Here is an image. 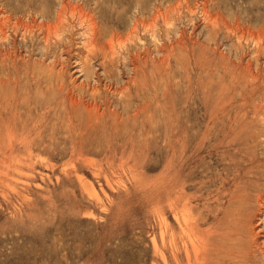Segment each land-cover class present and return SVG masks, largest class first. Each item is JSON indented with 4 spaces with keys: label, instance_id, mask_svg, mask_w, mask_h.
Returning a JSON list of instances; mask_svg holds the SVG:
<instances>
[{
    "label": "rangeland",
    "instance_id": "374dc122",
    "mask_svg": "<svg viewBox=\"0 0 264 264\" xmlns=\"http://www.w3.org/2000/svg\"><path fill=\"white\" fill-rule=\"evenodd\" d=\"M67 1H70V5L76 3V6L80 5V7H82L85 11L89 10L87 12H90L100 30V34L98 36L99 42H102L103 40L107 41L109 33L113 32L114 37L112 41V47L114 50L118 47V53L117 50H115L117 53L116 55L118 56L119 54L120 56L122 54L121 57L124 56V59L120 58L117 62L116 58V65H114L113 68L108 66L106 70H108L107 74H111L113 72L115 73L111 74L113 76L112 78L114 79L110 81H113V87H117L115 84H119L118 87H121L120 90L122 91V95L117 94V92L113 95L112 88L106 89L105 85L108 84V80L104 79L102 73H100L101 65L98 68L100 64L98 60L92 59L89 61H92L91 63L93 65L91 64L92 66H89L91 68L88 67V69L86 67L84 70L85 75L84 72L83 74H80L75 71L77 70L75 69L77 61L81 62L83 60L81 57L84 58V56L86 57L87 54H89L88 52L84 53L86 48L81 43L83 39L85 40V36H83V31L81 30L83 26L75 22V16H72L71 18V15H69L68 12L65 14V20L68 22H65L67 26H65L66 28H63L64 31H62V35L64 34L68 37V39H66V37L63 35L61 37H64V39L62 38L60 41L58 38L57 40L56 38H52L48 42L44 41V38L42 37L44 31L42 28H40L42 30H39V26L37 24H41L40 22L44 20H47L46 22L49 23L54 20L53 16L56 13L55 11H57L59 8L57 6L60 5V0H0V10L3 8L2 6H4V10H2L6 15H10L11 22H15L17 20L15 18H18L17 21H24L31 25V30L25 32L24 28H22L20 24H17L18 26L7 24L5 30L7 31L6 33L8 35V39L1 38L0 41V49L3 50L0 52H5L6 54L11 53V51H16V53L13 54L16 55L17 58V60L14 58V61L11 63L8 62V58L0 55V58L3 57L0 59V73H5L3 77L0 74V79L2 78V81H0V101H3V108L0 116L2 115L3 127L8 129L9 132H15L6 136L0 141V172H3V175L0 174V180L4 181V183H0L2 184L0 185V264H160V259H158L157 255L153 253L152 242L149 237H152L153 235L156 242L159 243L157 234L158 225H156V223L158 224V214H155V212L158 213L159 209V196L158 192L156 191V187L158 186V181L162 174L165 158H168L167 155L170 152L166 145L164 136V133H166L168 130V126L169 129L182 128L187 130L185 131L186 134L183 136L188 138L191 137L195 142L202 139L203 134L206 135L204 144L208 145L204 146L205 150L201 152L199 157L203 164L206 162V164L210 165L211 162V166H213V162L218 160L217 153L213 151L211 152L210 148L212 146L218 145L223 147L222 150L224 152V156H231L235 158L239 157L241 159H256L259 161L264 160V147H262L264 146V133H262L264 132V82H261L264 81V27L261 25L264 23V0H63L65 5L68 4ZM184 4L185 6H183ZM144 6L145 9H142ZM39 8L45 10L46 17L43 18L44 20L37 18L34 13H27V11L31 12L32 9L40 10ZM46 8L49 12V15ZM124 8L127 9L125 10ZM132 8H134V10ZM177 9H179V11ZM184 9H187V11ZM140 10H142V12ZM158 10H160V12ZM156 11L157 13H155ZM181 11H183V13ZM204 11L206 17L204 16ZM176 12L178 14L175 15ZM152 13L154 15H152ZM164 14L165 16H163ZM26 15L34 16L37 19L36 22L34 21L33 23V21H30V16L29 20ZM131 16L136 19H133ZM151 17L153 19H150ZM137 18H139V20L142 19V21H138ZM164 19L165 21L168 20V24L164 21ZM211 19L213 20L211 21ZM135 20L137 22V34L135 32L132 33V24L130 23H133ZM51 23H53V21ZM226 23L230 25V28L228 25H225ZM70 24L73 26H69ZM142 24L144 25L143 28L145 29L147 26H149L147 27V32L142 29ZM102 25L104 26V29H102ZM234 25L239 26L240 30L238 29V26L236 29H238L239 32L241 31L242 37L240 36L238 38L236 36L239 32L236 29L234 31ZM154 26L155 28L153 29ZM227 26L230 30V33L233 32L231 35L229 32L227 34V31H225ZM32 27L35 28V32L38 30V33L36 32L35 34L34 29L32 32ZM139 29L143 30V32L141 30V32H139ZM211 29L214 32H212ZM250 30L253 31V34L252 31L250 32ZM13 31H16V35ZM242 31H244V33ZM78 32L79 35H77ZM19 33L21 34L19 35ZM74 33L76 35H74ZM116 33L122 38L119 37V35L118 37L115 36ZM130 33L132 35L136 34L135 36L133 35L135 38L132 36L134 39H137L139 36L138 39L133 40V38L130 37ZM142 33H146L144 37V34L142 35ZM203 33L207 34L204 35ZM250 34H252V36ZM25 35L31 44L27 39L24 38ZM31 35L33 38L37 39L36 42L31 38ZM127 35L129 37H127ZM40 36L43 40H41ZM114 38H117V42L120 41L118 42L119 46L117 45V42ZM254 38L258 40H255L256 42H254ZM244 39L246 41H244ZM40 40L41 43H44L41 44ZM52 40L53 42H51ZM123 40H127L128 42ZM138 40L140 41L138 42ZM153 40H157L159 43ZM7 42L10 43L8 44ZM71 42L76 43H73L75 44L73 45ZM136 42H138V44ZM167 42L168 45L166 44ZM23 43H26V46L23 45ZM238 43L240 44L239 46ZM242 43L243 46L241 45ZM15 44H18V46ZM37 44L40 45L38 46ZM52 44H55V47L52 46ZM57 44L60 47H58ZM80 44L83 46V48H85V50H82ZM120 44H126L127 48L123 46V49ZM5 45L7 47H5ZM136 45H138V47ZM166 45L168 48L171 46L170 49H168ZM28 46L30 48H27ZM255 46H257L258 49ZM38 47L40 51L42 50L41 53L39 50H37ZM50 47L52 48V51H50L51 49L49 50ZM105 47L107 48V46ZM119 47H121V54L119 53ZM54 48L55 51L53 52ZM261 48L263 52L260 50ZM19 49H21L19 51L20 53L17 52ZM26 49L29 53H26ZM34 49H36V51ZM204 49L205 52L203 51ZM153 50H155L156 53ZM254 50L257 52H254ZM37 51L40 53V55L37 53ZM48 51H50L49 56ZM58 51H60V53ZM105 51H107V49ZM69 53L72 54L69 55ZM133 53L134 55L138 54V62H135L136 67H131V64L128 60L129 58L126 60L128 56H134L132 55ZM19 54L22 57L19 56ZM77 55L80 56V59H78L79 56L77 57ZM90 55L91 54H89L87 57L91 58ZM51 56H53V58ZM61 56L63 62H61V64L60 62L58 63L62 67L56 64V61L53 60L56 57L60 59ZM74 57L76 58L74 59ZM152 57H154L153 60L151 59ZM222 57L224 58L222 59ZM21 58L22 60H20ZM58 58H56V60ZM49 59H51V64L48 62ZM158 59L161 60L159 61ZM32 61H34V63ZM225 61L227 63H225ZM229 61L231 63L230 66ZM22 62L26 63L24 64ZM157 62L158 65H156ZM159 63H161V65H159ZM214 63L215 65H213ZM216 63H219V65ZM220 63L223 64V67H221ZM247 63L251 65L249 66ZM163 64L166 65L164 66ZM22 65H24L23 70ZM94 66L95 71L97 70L96 74L98 80H96L97 77L95 78L96 74L93 70ZM122 66L126 69H123ZM153 66H155V68ZM60 68H62L63 71H60ZM121 68L125 70L126 73L125 71L121 70ZM133 68H135V71ZM246 68H248L251 73H253L252 71L254 69L255 73H253V75L248 74L250 72H248ZM205 69L206 72L203 73ZM25 70L26 73L23 72ZM118 70L120 71L119 73L121 75L117 74L118 72L116 71ZM155 70L159 71L157 72ZM36 71L38 75L36 74ZM50 71L51 73L56 72V77L54 76V73L52 75ZM89 71H92L93 73ZM98 71L100 73L99 75ZM241 71L242 73L240 74ZM86 72L88 74L92 73V77L86 74ZM59 73H61V76ZM39 74L42 75V77L40 76L39 78ZM238 75L241 76L238 77ZM81 76L85 77L84 79L86 80L84 81ZM136 77H138L140 81H137ZM47 78L49 81H47ZM131 78L132 81L129 83ZM151 78L152 80H150ZM238 78H242L241 81L243 82L241 83V81H239L240 79ZM92 79L95 80L93 81ZM125 79L127 81H125ZM153 79L156 81L155 83H153ZM236 79H238V81ZM73 82L75 83L73 84ZM135 82L138 86L140 84V88L135 84ZM162 82L164 88H161ZM239 83L242 85H239ZM77 86L80 87H78V90ZM84 87L86 89L85 91L83 90ZM104 87L106 92L104 91ZM83 91L86 92V94H84ZM137 91L139 92V95H143L141 100L139 95L136 96L138 94ZM88 92L90 95H87ZM147 93L150 96H146ZM69 94L70 96H68ZM114 96L116 97L114 98ZM118 97L120 99L122 97V101ZM127 97L133 102L131 101L129 104L130 101L126 99ZM196 97L198 99H195ZM69 98L71 102L69 101ZM74 99L77 101H72ZM117 99L120 101L118 100L117 102ZM91 100L94 103H92ZM125 101L127 105H125V103L123 104ZM144 101L146 104H144ZM192 101L198 102L194 104ZM87 102L89 103V107H87ZM107 102H109L108 105ZM136 102L138 104H135ZM154 102L156 103L154 104ZM117 103H121L123 108L119 104L117 105ZM260 103H262L263 106ZM95 104L96 108L99 110L101 109L100 112L98 109L95 110ZM111 104H113V106H111ZM141 104L142 107L144 106L143 111L145 114L141 113L139 116L131 119L133 118V111L136 108L139 109ZM90 105L93 107L91 109H94V111L90 109ZM134 105H136V107ZM101 106L102 108H100ZM191 106H193V110ZM58 108L60 109L58 110ZM112 108L114 109L112 110ZM17 109L19 112H17ZM185 109L187 111H185ZM85 110H87V112ZM115 114H119L120 116L116 117ZM150 115H152V117ZM141 122L146 123L145 128L147 130L145 142L143 143H141L142 140L138 138V135H135V137H137L136 139L133 135V133L135 134L140 128L139 124H141ZM260 122L261 124H259ZM113 124H117L118 126V137H121L120 143L119 141L115 142L113 141L115 139H112L113 134L111 127H113ZM90 132H93L92 136ZM187 132L190 134H187ZM255 133L256 136L253 135ZM94 135L96 136L93 137ZM118 137H116V139H118ZM129 137H133L134 145L131 144L132 142L125 144ZM256 138L259 139L256 140ZM25 139L27 140L26 144ZM258 140H260V142ZM121 141L124 143L121 144ZM136 143L143 146L142 152H140ZM114 145L116 147H114ZM159 146L161 147V151ZM253 147L254 149H252ZM89 148L91 150L93 149L94 152L92 150V153ZM88 149L90 151H88ZM158 151L160 152L158 153ZM27 153L30 154L28 155ZM32 154L34 155L32 156ZM87 155H89V158ZM22 156L26 157L23 159ZM159 157L161 159H159ZM16 158L17 161L15 160ZM83 158H86L85 161L88 163L86 162L85 164V162H83ZM121 158H123L122 161ZM203 158L206 161L203 160ZM28 159H31L30 161H32L34 164H31L32 162H28ZM1 160L3 162H1ZM23 161L24 163L26 162L29 168L23 167L21 170H14V164H19L20 162L23 164ZM95 163H97L96 166L94 165ZM93 166L96 168H93ZM120 168L123 170V173ZM103 169L105 175L103 174ZM93 171L95 173H93ZM113 173L114 175H112ZM127 173L131 178H129ZM131 175L134 176V178ZM78 177L81 179L79 180ZM104 181H106V183ZM107 181L109 182V185L111 184L110 186L113 189L108 186ZM90 190H93V192ZM198 205L202 206L205 205V203L201 201L198 202ZM56 250L57 252H55ZM42 252H45L46 254Z\"/></svg>",
    "mask_w": 264,
    "mask_h": 264
},
{
    "label": "bare ground",
    "instance_id": "6f19581e",
    "mask_svg": "<svg viewBox=\"0 0 264 264\" xmlns=\"http://www.w3.org/2000/svg\"><path fill=\"white\" fill-rule=\"evenodd\" d=\"M34 1V0H33ZM38 1V0H37ZM54 1H56V0H54ZM61 2H60V5L59 6H57V7H59L58 8V10L57 11H55L54 13H55V15L53 16L54 17V20H52L53 21V23H49V22H46L47 20H44L43 18H45L46 17V13H45V10L44 9H40V10H31V12L30 11H27V13L28 14H30V13H34L36 16H37V18H39V19H42V20H44V21H42V22H40L41 24H37L39 27V30H42L43 29V31H44V33L42 34V37L44 38V41L45 42H48V41H50L52 38H56V40H57V38L59 39V41H60V39L62 40V38L64 39V37H61V36H63L62 35V31H64L63 30V28H66L65 26H67V24L65 23L67 20H65V14H66V12H68V14L69 15H71V18H72V16H75L74 17V20H75V22L76 23H79V24H81L82 26H83V28L81 29L82 31H83V36H85V40L83 39V41H84V43H83V41H81V43L83 44V46L86 48V50H85V48H83V46L81 45V47H82V50H85V52L84 53H86V52H88L89 54H91L90 55V57L91 58H89V57H87V56H89V54H87V56L85 57L84 56V58L83 57H81L83 60L81 61V62H79V61H77L78 59H80V56L79 55H77V57H78V59L76 60L77 61V64H76V68L75 69H77V70H75L76 72H78V73H82L83 74V72H84V70L86 69V67H87V69H88V67L89 66H92L93 64L91 63V62H89L90 60H92V59H96V60H98V62H100V64H99V66H98V68L100 67V65H101V72L100 73H102V75H103V77H104V79H106V80H108V84H106L105 85V87H106V89L108 88V89H113V95H114V93H116L117 92V94H119V95H122V91L120 90V88L121 87H118V85L119 84H115V86H117V87H113L114 85L112 84V82L113 81H110V80H113L114 78H112L113 76L111 75V74H113V73H111V74H107V72H108V70H106L107 69V67L108 66H111L112 68H113V66L114 65H116V61H115V59L117 58V62H118V60L121 58V59H124V56L123 57H121V50H120V48L121 47H119V50H120V56H119V54H118V56L116 55L117 53H118V47L115 49V50H117V53L115 52V50H114V48L112 47L113 45V43H112V41H113V37H114V34H113V32H110L109 33V36L107 37L108 38V40L107 41H102V42H99L98 40H99V34H100V30H99V28H98V26H97V24L95 23V20H94V18L92 17V15L90 14V12H87V11H89V10H87V11H85L82 7H80V5L78 6H76L75 4H72V5H70V1H67L68 2V4L67 5H65L64 4V2H63V0H60ZM166 1V0H165ZM211 1H214V0H211ZM59 2V1H58ZM57 2V3H58ZM66 2V3H67ZM137 2V1H136ZM139 2V1H138ZM171 2V1H170ZM174 2V1H173ZM187 2V1H186ZM13 3V2H12ZM148 3V2H147ZM179 3V2H178ZM188 3V2H187ZM207 3V2H206ZM225 3V2H224ZM258 3V2H257ZM256 3V4H257ZM49 4V3H48ZM88 4V3H87ZM138 4V3H137ZM160 4V3H159ZM165 4V3H164ZM242 4V3H241ZM178 5V4H177ZM189 5V4H188ZM208 5H209V3H208ZM221 5V4H220ZM253 5V4H252ZM50 6V5H49ZM121 6V5H120ZM146 6V5H145ZM145 6L144 7H142V9L144 8L145 9ZM154 6V5H153ZM175 6V5H174ZM179 6H181V5H179ZM183 6H185V4L183 5ZM193 6V5H192ZM206 6V5H205ZM204 6V7H205ZM255 6V5H254ZM257 6V5H256ZM3 8H4V6H2ZM33 7V6H32ZM136 7V6H135ZM163 7H164V5H163ZM165 7H166V5H165ZM173 7V6H172ZM188 7H190V6H188ZM221 7V6H220ZM237 7V6H236ZM2 8V9H3ZM27 8V7H26ZM108 8V7H107ZM162 8V7H161ZM194 8V7H193ZM247 8V7H246ZM0 10V41H1V38H7V31L5 30V28H6V25L7 24H11L12 26H15V25H17V24H20L21 26H22V28H24V30H25V32H27L28 30H31V25L29 24V23H27V22H24V21H17L18 20V18H15V19H17L15 22H11V18H10V15L8 14V15H6L5 14V12H3V10ZM53 9V8H52ZM101 9V8H100ZM125 9V8H124ZM127 9V8H126ZM125 9V10H126ZM133 10H134V8H132ZM158 9V8H157ZM171 9V8H170ZM29 10V9H28ZM46 10H47V8H46ZM55 10V9H54ZM156 10V9H155ZM174 10V9H173ZM178 11H179V9H177ZM181 10V9H180ZM184 10H186L187 11V9H184ZM206 10V9H205ZM51 11V10H50ZM114 11V10H113ZM124 11V10H123ZM136 11V10H135ZM138 11V10H137ZM141 12H142V10H140ZM150 11V10H149ZM154 11V10H153ZM159 12H160V10H158ZM163 11V10H162ZM165 11H166V9H165ZM164 11V12H165ZM169 11H171V10H169ZM177 11V12H178ZM208 11V10H207ZM235 11V10H234ZM244 11V10H243ZM47 12H48V10H47ZM53 12V11H52ZM107 12V11H106ZM119 12V11H118ZM158 12V13H159ZM171 12H173V11H171ZM175 13V15L176 14H178V13ZM182 13H183V11H181ZM181 12H180V14H181ZM202 12V11H201ZM239 12V11H238ZM18 13V12H17ZM53 13V14H54ZM155 13H157V11L155 12ZM166 13H168V12H166ZM190 13V12H189ZM211 13V12H210ZM213 13H215V12H213ZM258 13H259V11H258ZM12 14V13H11ZM67 14V15H68ZM113 14V13H112ZM119 14V13H118ZM117 14V15H118ZM131 14H133V13H131ZM160 14V13H159ZM170 14V13H169ZM168 14V15H169ZM184 14H186V13H184ZM216 14H217V12H216ZM218 14H220V13H218ZM252 14V13H251ZM15 15V14H14ZM22 15V14H21ZM48 15H49V12H48ZM116 15V16H117ZM138 15V14H137ZM152 15H154L153 13H152ZM151 15V16H152ZM162 15V14H161ZM211 15V14H210ZM213 15V14H212ZM227 15V14H226ZM264 15V14H263ZM15 16H17V15H15ZM19 16H20V14H19ZM27 16V15H26ZM29 16H30V18H31V20H30V18H29ZM101 16V15H100ZM119 16V15H118ZM127 16V15H126ZM163 16H165V14L163 15ZM162 16V17H163ZM170 16V15H169ZM181 16V15H180ZM180 16H179V18H180ZM192 16V15H191ZM204 16L206 17V15H205V11H204ZM208 16V15H207ZM223 16V15H222ZM247 16V15H246ZM258 16H260V15H258ZM28 18H29V20L30 21H33V23H34V21L36 22V18L34 17V16H31V15H28L27 16ZM133 19H136V18H134L133 16H131ZM159 17H161V16H159ZM219 17V16H218ZM251 17V16H250ZM254 17V16H253ZM22 18H24V17H22ZM165 18V17H164ZM168 18V17H167ZM170 18V17H169ZM204 18V17H203ZM208 18V17H207ZM220 18V17H219ZM257 18H259V17H257ZM128 19V18H127ZM131 19V18H130ZM129 19V20H130ZM138 19V21H142V19H140L139 20V18H137ZM150 19H153L152 17L150 18ZM156 19V18H155ZM163 19V18H162ZM173 19V18H172ZM214 19V18H213ZM213 19H211V21L213 20ZM224 19V18H223ZM237 19V18H236ZM77 20V21H76ZM158 20V19H157ZM167 20V19H166ZM175 20V19H174ZM220 20V19H219ZM226 20V19H225ZM264 20V19H263ZM49 21V20H48ZM152 21V20H151ZM164 21H165V19H164ZM168 21V20H167ZM167 21H165L166 23H167ZM178 21H179V19H178ZM188 21V20H187ZM203 21V20H202ZM215 21V20H214ZM213 21V22H214ZM221 21H223V20H221ZM39 22V21H38ZM68 22V21H67ZM74 22V23H75ZM128 22V21H127ZM224 22H226V21H224ZM131 24H132V33L133 32H137V22H136V20L132 23V22H130ZM145 23V22H144ZM165 23V24H166ZM211 23V22H210ZM72 24H73V22H72ZM72 24H70L69 26H71ZM101 24V23H100ZM128 24V23H127ZM140 24V23H139ZM168 24V23H167ZM192 24V23H191ZM229 24H230V22H229ZM238 24V23H237ZM10 25V26H11ZM32 25H35V24H32ZM148 25H149V23H148ZM151 25V24H150ZM202 25V24H201ZM223 25V24H222ZM225 25H228L227 23L225 24ZM225 25H223V26H225ZM239 25V24H238ZM237 25V26H238ZM262 25V27H264L263 25H264V23L263 24H261ZM18 26V25H17ZM73 26V25H72ZM129 26H131V25H129ZM145 26H147V25H145ZM171 26V25H170ZM217 26V25H216ZM229 26V28H230V25H228ZM228 26H227V28L226 29H228ZM237 26H235L234 25V31H235V29H236V27ZM102 29H104V26L102 25ZM128 27V26H127ZM142 29H144L146 32H147V27H149V26H147L146 27V29L145 28H143L144 27V25L142 24ZM212 27V26H211ZM10 28V27H9ZM9 28H7V29H9ZM13 28H15V27H13ZM12 28V29H13ZM21 28V27H20ZM21 28V29H22ZM40 28H42V29H40ZM140 28V27H139ZM152 28V27H151ZM155 28V26L153 27V29ZM224 28V29H225ZM240 28H241V26H240ZM243 28V27H242ZM255 28V27H254ZM259 28V27H258ZM33 29H34V32H35V28L34 27H32V32H33ZM74 29V28H73ZM101 29V28H100ZM101 29V30H102ZM114 29V28H113ZM121 29V28H120ZM130 29V28H129ZM204 29V28H203ZM214 29V28H213ZM225 29V31H227V34H228V32L230 33V30L228 29V30H226ZM232 29V28H231ZM238 29H239V26H238ZM238 29H236V30H238ZM260 29V28H259ZM131 30V29H130ZM129 30V31H130ZM141 29H139V32H143V30H141ZM233 30V29H232ZM240 30V29H239ZM239 30H238V32H239ZM243 30V29H242ZM245 30V29H244ZM254 30V29H253ZM261 30V29H260ZM263 30H264V28H263ZM23 31V30H22ZM21 31V32H22ZM72 31V30H71ZM78 31V30H77ZM105 31V30H104ZM110 31V30H109ZM129 31H128V34H129ZM153 31V30H152ZM171 31V30H170ZM211 31L212 32H214L212 29H211ZM252 30H250V32H251ZM14 32V31H13ZM37 33H38V30L36 31ZM36 32H35V34H36ZM66 32V31H65ZM116 32V31H115ZM114 32V33H115ZM211 32V33H212ZM243 33H244V31H242ZM9 33V32H8ZM15 33V35H16V31L14 32ZM18 33V32H17ZM67 33V32H66ZM69 33H71V32H69ZM76 33V32H75ZM74 33V35H76ZM82 33V32H81ZM126 33V32H125ZM189 33V32H188ZM233 32H231L230 33V35L232 34ZM234 33H236V32H234ZM240 34H241V31L239 32ZM238 33V35H236L238 38L241 36L242 37V34L240 35ZM258 33V32H257ZM260 33V32H259ZM263 33V32H262ZM21 33H19V35H20ZM29 34H32V33H29ZM40 34H41V32H40ZM72 34H73V32H72ZM127 34V33H126ZM131 34V33H130ZM137 34V33H136ZM136 34H133L134 36L136 35ZM144 33H142V35H143ZM146 34V33H145ZM145 34L143 35V37L145 36ZM153 34V33H152ZM204 34V33H203ZM202 34V35H203ZM207 34V33H206ZM206 34H204V35H206ZM209 34V33H208ZM213 34V33H212ZM252 34H253V31H252ZM252 34H250L251 36H252ZM261 34V33H260ZM259 34V35H260ZM18 35V34H17ZM34 35V34H33ZM77 35H79V32L77 33ZM118 35L119 34H117L116 33V35L115 36H117L118 37ZM132 34H131V36L130 37H132L133 36ZM149 35H150V32H149ZM168 35V34H167ZM187 35V34H186ZM235 35H234V37H235ZM248 35H249V33H248ZM257 35V34H256ZM264 35V34H263ZM37 36H39V35H37ZM65 36V35H64ZM133 36V37H134ZM182 36V35H181ZM184 36V35H183ZM227 36V35H226ZM250 36V37H251ZM14 37V36H13ZM17 37V36H16ZM41 37V36H40ZM42 37H41V40H43L42 39ZM61 37V38H60ZM66 37V39H68V37L67 36H65ZM73 37H75V36H73ZM105 37H106V33H105ZM119 37H121L120 35H119ZM124 37H126V36H124ZM127 37H129L128 35H127ZM126 37V38H127ZM132 37V38H133ZM137 37V36H136ZM139 37V36H138ZM138 37H137V39H138ZM146 37H147V35H146ZM151 37V36H150ZM202 37V36H201ZM205 37V36H204ZM15 38V37H14ZM19 38V37H18ZM17 38V39H18ZM23 38V37H22ZM25 39H27L26 38V35H25V37H24ZM31 38L32 39H34L35 40V42L37 41V39H35V38H33V36L31 35ZM37 38V37H36ZM72 38V37H71ZM122 38V37H121ZM135 38V37H134ZM133 38V40H137V39H134ZM140 38H141V36H140ZM139 38V39H140ZM226 38V37H225ZM237 38V39H238ZM244 38V37H243ZM245 38H246V36H245ZM8 39V38H7ZM65 39V40H66ZM101 39V38H100ZM115 40L117 39V38H114ZM119 40H121L120 38H118ZM124 39V38H123ZM145 39V38H144ZM169 39V38H168ZM175 39V38H174ZM182 39V38H181ZM236 39V40H237ZM5 40V39H4ZM13 40V39H12ZM28 41H29V39H27ZM39 40V39H38ZM41 40H40V43H41ZM75 40V39H74ZM115 40H114V43H115ZM128 40H129V38H128ZM143 40V39H142ZM141 40V41H142ZM183 40V39H182ZM250 40V39H249ZM258 40V39H255L254 38V42H256V41ZM71 41H73V40H71ZM79 41V40H78ZM123 41H126V42H128L127 40H123ZM140 40H138V42H139ZM153 41H155V40H153ZM157 41V40H156ZM155 41V42H156ZM193 41V40H192ZM231 41V40H230ZM244 41H246L245 39H244ZM252 41H253V37H252ZM259 41H260V39H259ZM11 42V41H10ZM9 42V43H10ZM15 42V41H14ZM23 42V41H22ZM25 42V41H24ZM51 42H53V40L51 41ZM116 42H117V40H116ZM118 42H120V41H118ZM118 42H117V45L119 46V44H118ZM133 42V41H132ZM138 42H136L137 44H138ZM158 42V41H157ZM182 42V41H181ZM237 42V41H236ZM238 42H240V41H238ZM261 42V41H260ZM259 42V43H260ZM5 43V42H4ZM8 43V42H7ZM8 43V44H9ZM20 43H21V38H20ZM27 43V42H26ZM26 43H23V45H25ZM29 43L31 44V42L29 41ZM39 43V42H38ZM44 43V42H43ZM43 43H41V44H43ZM72 43V42H71ZM73 43H76V42H73ZM72 43V44H73ZM78 43V42H77ZM80 43V42H79ZM130 43H131V41H130ZM134 43V42H133ZM146 43V42H145ZM159 43V42H158ZM183 43V42H182ZM231 43V42H230ZM249 43V42H248ZM68 44V43H67ZM71 44V45H72ZM128 44V43H127ZM132 44V43H131ZM140 44V43H139ZM155 44V43H154ZM157 44V43H156ZM167 45H168V42L166 43ZM176 44V43H175ZM202 44V43H201ZM201 44H200V46H201ZM252 44H254V43H252ZM257 44H258V42H257ZM261 44V43H260ZM2 45V44H1ZM15 45H17L18 46V44H15ZM38 45V44H37ZM40 45V44H39ZM38 45V46H39ZM55 45V44H54ZM53 44H52V46H54ZM73 45H75V44H73ZM99 45V46H98ZM121 46H122V48L124 49V47H126V44L125 45H122V44H120ZM144 45V44H143ZM142 45V46H143ZM166 45V46H167ZM192 45H194V44H192ZM229 45V44H228ZM240 44L238 43V46H239ZM242 46H243V43L241 44ZM255 45H256V43H255ZM259 45V44H258ZM257 45V46H258ZM16 46V47H17ZM26 46V45H25ZM30 46V45H29ZM27 47V48H30V47ZM42 46V45H41ZM57 46H58V44H57ZM77 46H78V44H77ZM105 46H107V48L105 47ZM115 46V45H114ZM124 46V47H123ZM137 47H138V45H136ZM140 46H141V44H140ZM158 46H159V44H158ZM161 46H162V44H161ZM181 46V45H180ZM215 46V45H214ZM223 46H224V44H223ZM250 46V45H249ZM257 46H255V47H257ZM5 47H7L6 45H5ZM20 47V46H19ZM21 47H22V45H21ZM37 47V46H36ZM55 47V46H54ZM58 47H60V46H58ZM62 47V46H61ZM67 47V46H66ZM107 49V51H105L106 49ZM147 47V46H146ZM171 47V46H170ZM170 47L168 48V46H167V48L168 49H170ZM185 47V46H184ZM190 47H191V45H190ZM264 47V46H263ZM23 48V47H22ZM21 48V49H22ZM26 48V47H25ZM47 48V47H46ZM70 48V47H69ZM127 48V47H126ZM125 48V49H126ZM187 48V47H186ZM195 48H198V47H195ZM223 48V47H222ZM233 48H234V46H233ZM4 49V48H3ZM9 49V48H8ZM8 49H6V50H8ZM21 49H19L17 52H19ZM51 49V50H50ZM64 49H66V48H64ZM77 49V48H76ZM105 49V50H104ZM122 49V50H123ZM143 49V48H142ZM226 49H228V48H226ZM257 49H258V47H257ZM27 50V49H26ZM35 51H36V49H34ZM37 50H39V47L37 48ZM49 50L50 51H52V48L50 47L49 48ZM67 50V49H66ZM65 50V51H66ZM81 50V49H80ZM109 50V51H108ZM140 50V49H139ZM150 50H151V48H150ZM201 50V49H200ZM207 50V49H206ZM211 50V49H210ZM213 50V49H212ZM218 50V49H217ZM230 50V49H229ZM242 50H243V48H242ZM241 50V51H242ZM255 50H256V48H255ZM254 50V52H257V51H255ZM261 51H262V48L260 49ZM0 51H3L2 49H0ZM13 51H15V50H13ZM40 51V50H39ZM42 51V50H41ZM41 51H40V53H41ZM50 51H48V56H49V52ZM55 51V48L53 49V52ZM72 51V50H71ZM77 51H79V50H77ZM142 51H144V50H142ZM149 51V50H148ZM154 52H155V50H153ZM173 51V50H172ZM176 51V50H175ZM177 51H178V49H177ZM204 52H205V49L203 50ZM207 51H209V50H207ZM28 52V50L26 51V53ZM59 53H60V51H58ZM62 52V51H61ZM93 52V53H92ZM126 52V51H125ZM153 52V53H154ZM166 52V51H165ZM238 52V51H237ZM246 52H247V50H246ZM249 52V51H248ZM258 52H259V50H258ZM263 52V51H262ZM13 53H16V51L15 52H12L11 51V53H6L5 54V52L3 53H1L0 52V55L1 56H5L6 58H8V62H13L14 61V58H16V55H14ZM20 53V52H19ZM25 53V54H26ZM29 53V52H28ZM37 53H38V51H37ZM40 53H38L39 55H40ZM52 53V52H51ZM57 53V52H56ZM58 53V54H59ZM77 53V52H76ZM127 53V52H126ZM128 53H130V52H128ZM156 53V52H155ZM154 53V54H155ZM159 53H160V51H159ZM164 53V52H163ZM203 53V52H202ZM211 53V52H210ZM72 54V53H71ZM70 53H69V55H71ZM123 54H125V53H123ZM145 54V53H144ZM165 54V53H164ZM163 54V55H164ZM166 54H167V52H166ZM196 54V53H195ZM207 54V53H206ZM205 54V55H206ZM22 55H23V53H22ZM52 55H54V54H52ZM60 55V54H59ZM63 55V54H62ZM132 55H134V53L132 54ZM140 55V54H139ZM152 55V54H151ZM150 55V56H151ZM162 55V56H163ZM168 55V54H167ZM166 55V56H167ZM177 55V54H176ZM185 55V54H184ZM214 55V54H213ZM220 55V54H219ZM18 56V55H17ZM19 56H21L20 54H19ZM42 56V55H41ZM56 56V55H55ZM58 56V55H57ZM73 56H75V55H73ZM128 56V55H127ZM173 56V55H172ZM182 56V55H181ZM221 56H222V54H221ZM234 56V55H233ZM3 57H1V58H3ZM22 57V56H21ZM26 57V56H25ZM34 57V56H33ZM38 57V56H37ZM52 58H53V56H51ZM72 57V56H71ZM142 57H144V56H142ZM148 57H149V55H148ZM158 57V56H157ZM186 57H188V56H186ZM204 57V56H203ZM254 57H256V56H254ZM0 58V59H1ZM32 58V57H31ZM41 58V57H40ZM47 58V57H46ZM45 58V59H46ZM56 58H58V57H56ZM56 58L55 59H53V60H55L56 61V64H58L59 65V63L58 62H60V64H61V62H63L62 61V56H61V60L58 58L57 60H56ZM76 57H74V59H75ZM129 58V59H128ZM137 58H138V54H135L134 56H128L127 58H126V60L128 59L129 60V62H130V64H131V67H133V66H135L136 67V63L135 62H138V60H137ZM153 58L154 57H152L151 59L153 60ZM158 58H160V57H158ZM162 58H164V57H162ZM161 58V59H162ZM224 57H222V59H223ZM244 58V57H243ZM24 59V58H23ZM44 59V60H45ZM71 59V58H70ZM151 59H149V60H151ZM160 59V60H161ZM165 59V58H164ZM189 59V58H188ZM198 59H200V58H198ZM237 59V58H236ZM16 60H17V58H16ZM20 60H22V58L20 59ZM32 60V59H31ZM37 60V59H36ZM51 59H49V63L51 64V61H50ZM60 60V61H59ZM142 60V59H141ZM159 60V59H158ZM159 60V61H160ZM181 60H182V58H181ZM186 60V59H185ZM230 60V59H229ZM239 60V59H238ZM264 60V59H263ZM19 61V60H18ZM25 61V60H24ZM35 61V60H34ZM34 61H32L33 63H34ZM158 61V62H159ZM167 61V60H166ZM179 61V60H178ZM188 61V60H187ZM199 61V60H198ZM227 61V60H226ZM225 61V63H227ZM241 61V60H240ZM256 61V60H255ZM27 62V61H26ZM25 62V63H26ZM73 62L75 63V61L73 60ZM73 62H72V64H73ZM158 62H157V64L156 65H158ZM164 62V61H163ZM180 62V61H179ZM193 62V61H192ZM221 62H222V60H221ZM245 62V61H244ZM2 63V62H1ZM4 63V62H3ZM7 63V62H6ZM5 63V64H6ZM15 63V62H14ZM19 63H20V61H19ZM18 63V64H19ZM22 63H24V62H22ZM24 63V64H25ZM48 63V64H49ZM119 63H120V61H119ZM144 63V62H143ZM151 63V62H150ZM165 63V62H164ZM224 63V64H225ZM229 63H230V61H229ZM262 63V62H261ZM39 64V63H38ZM37 64V65H38ZM86 66H85V65ZM92 64V65H91ZM196 64H197V62H196ZM217 64V63H216ZM221 64V67H223V64L222 63H220ZM245 64V63H244ZM248 64V63H247ZM246 64V65H247ZM7 65V64H6ZM17 65V64H16ZM16 65H15V68H16ZM43 65V64H42ZM63 65V64H62ZM65 65V64H64ZM121 65H123V64H121ZM129 65V64H128ZM159 65H161V63H159ZM164 65V64H163ZM166 65V64H165ZM164 65V66H165ZM193 65V64H192ZM213 65H215V63L213 64ZM217 65H219V63L217 64ZM231 65V63L229 64V66ZM249 66L251 65V64H248ZM248 65H247V67H248ZM13 66V65H12ZM32 66V65H31ZM33 66H34V64H33ZM46 66V65H45ZM57 66V65H56ZM59 66H61V65H59ZM123 66H125V65H123ZM123 66H122V68H123ZM168 66H169V64H168ZM179 66H180V64H179ZM190 66V65H189ZM204 66V65H203ZM225 66V65H224ZM241 66V65H240ZM254 66V65H253ZM23 67H24V65H22V70H23ZM26 67V66H25ZM49 67V66H48ZM47 67V68H48ZM50 67H52V66H50ZM62 67V66H61ZM84 67V68H83ZM127 67V66H126ZM154 68H155V66H153ZM208 67V66H207ZM220 67V68H221ZM232 67H233V65H232ZM255 67V66H254ZM18 68V67H17ZM45 68V67H44ZM58 68V67H57ZM89 68H91V67H89ZM95 66L93 67V70L95 71ZM115 68V67H114ZM117 68V67H116ZM121 68V70H123V69H126V68H123L122 69ZM138 68V67H137ZM158 68H159V66H158ZM162 68H163V66H162ZM169 68V67H168ZM181 68V67H180ZM202 68V67H201ZM218 68V67H217ZM240 68V67H239ZM3 69V68H2ZM13 69V68H12ZM25 69V68H24ZM28 69V68H27ZM51 69V68H50ZM54 69V68H53ZM63 69H64V67H63ZM63 69L62 68H60L59 70L60 71H63ZM128 69V68H127ZM148 69V68H147ZM247 70H248V68H246ZM246 69H244V70H246ZM249 69H250V67H249ZM251 69H252V67H251ZM19 70H20V68H19ZM31 70H32V68H31ZM56 70V69H55ZM92 70V71H93ZM133 70L135 71V68H133ZM144 70V69H143ZM150 70V69H149ZM159 70H160V68H159ZM158 70V71H159ZM172 70V69H171ZM195 70V69H194ZM243 70V71H244ZM5 71V70H4ZM47 71H48V69H47ZM59 71V72H60ZM92 71H89V72H92ZM97 71V70H96ZM96 71H95V74H96ZM123 71H125V70H123ZM155 71H157V70H155ZM157 71V72H158ZM164 71H165V69H164ZM166 71L168 72V70L166 69ZM191 71V70H190ZM1 72V71H0ZM21 72V71H20ZM23 72H25L26 73V70L25 71H23ZM71 72V71H70ZM110 72V71H109ZM116 72H118L117 74H120L119 72V70L118 71H116ZM128 72V71H127ZM132 72V71H131ZM150 72H151V70H150ZM157 72H156V74H157ZM170 72V71H169ZM206 72V69L204 70V72L203 73H205ZM248 72H250V73H248V74H252L253 75V73H255V71H254V69H253V73H251V71H249L248 70ZM3 73V72H2ZM2 73H0L1 75H2V77L4 76V74H2ZM22 73V72H21ZM32 73V72H31ZM40 73V72H39ZM50 73H51V71H50ZM54 73V76H55V73L56 72H53ZM53 73H51L52 75H53ZM93 73V72H92ZM92 73L90 74H88L87 72H86V74H88V75H90L91 77H92ZM99 73V71H98V75L100 74ZM125 73H126V71H125ZM135 73V72H134ZM162 73H163V71H162ZM242 73V71L240 72V74ZM244 73V72H243ZM7 74V73H6ZM20 74V73H19ZM24 74V73H23ZM29 74V73H28ZM27 74V75H28ZM36 74L38 75V73H37V71H36ZM60 74V76H61V73H59ZM58 74V75H59ZM115 74V73H114ZM122 74H123V72H122ZM129 74V73H128ZM139 74V73H138ZM192 74V73H191ZM257 74V73H256ZM14 75V74H13ZM84 75H85V72H84ZM121 75V74H120ZM133 75V74H132ZM158 75H160V74H158ZM164 75H165V73H164ZM169 75H170V73H169ZM216 75H217V73H216ZM219 75V74H218ZM243 75V74H242ZM251 75V76H252ZM9 76V75H8ZM21 76V75H20ZM40 76L42 77V75H40L39 74V78H40ZM117 76V75H116ZM131 76V75H130ZM138 76V75H137ZM140 76V75H139ZM174 76V75H173ZM190 76H192V75H190ZM225 76V75H224ZM241 75H238V77H240ZM34 77V76H33ZM32 77V78H33ZM56 77V76H55ZM90 77V78H91ZM97 77V74H96V76H95V78ZM120 77H122V76H120ZM129 77V76H128ZM133 77H134V75H133ZM141 77V76H140ZM150 77H151V75H150ZM159 77V76H158ZM161 77V76H160ZM166 77V76H165ZM175 77V76H174ZM173 77V78H174ZM180 77H181V75H180ZM196 77V76H195ZM216 77V76H215ZM245 77H246V74H245ZM14 78V77H13ZM31 78V79H32ZM81 78H85V77H82L81 76ZM80 78V79H81ZM94 78V77H93ZM123 78V77H122ZM137 79V81H140L139 79H138V77H136ZM155 78V77H154ZM164 78V77H163ZM251 78V77H250ZM252 78H253V76H252ZM2 79V78H1ZM0 79V81H2ZM60 79V78H59ZM82 79V80H83ZM100 79H102V78H100ZM120 79V78H119ZM217 79V78H216ZM238 79H240V78H238ZM238 79H236L237 81H238ZM247 79H248V77H247ZM43 80V79H42ZM56 80V79H55ZM86 79H84V81H85ZM93 80V79H92ZM95 80V79H94ZM93 80V81H94ZM96 80H98V77H97V79ZM116 80V79H115ZM150 80H152V78L150 79ZM174 80H175V78H174ZM242 80V78L239 80V81H241ZM250 80V79H249ZM8 81V80H7ZM14 81V80H13ZM33 81V80H32ZM45 81V80H44ZM47 81H49L48 80V78H47ZM121 81V80H120ZM125 81H127L126 79H125ZM131 81H132V78H131V80H129V83H131ZM159 81H160V79H159ZM158 81V82H159ZM209 81V80H208ZM78 82V81H77ZM90 82V81H89ZM98 82V81H97ZM116 82V81H115ZM141 82H142V80H141ZM140 82V83H141ZM156 81L153 79V83H155ZM206 82H207V80H206ZM243 81H241V83H242ZM248 82V81H247ZM250 82H251V80H250ZM262 83L264 82V81H261ZM2 83V82H1ZM17 83V82H16ZM35 83V82H34ZM59 83V82H58ZM58 83H57V85H58ZM75 82H73V84H74ZM103 83V82H102ZM117 83H118V79H117ZM120 83H122V82H120ZM138 83V82H137ZM178 83V82H177ZM185 83V82H184ZM211 83H212V81H211ZM241 83H239V85L241 84ZM245 83V82H244ZM243 83V84H244ZM60 84H61V82H60ZM79 84H81V83H79ZM98 84V83H97ZM100 84V83H99ZM134 84V83H133ZM135 84H136V82H135ZM248 84H249V82H248ZM49 85H50V83H49ZM78 85V84H77ZM82 85V84H81ZM87 85V84H86ZM137 85V84H136ZM135 85V86H136ZM151 85V84H150ZM162 85V86H161ZM160 86H161V88L163 87L164 88V86H163V82H162V84H161ZM176 85H178V84H176ZM185 85V84H184ZM206 85H207V83H206ZM232 85V84H231ZM242 85V84H241ZM61 86V85H60ZM80 86V85H79ZM79 86H77V90L81 87H79ZM85 86V85H84ZM88 86V85H87ZM95 86V85H94ZM93 86V87H94ZM98 86V85H97ZM125 86H127V85H125ZM138 86V85H137ZM143 86V85H142ZM175 86V85H174ZM173 86V87H174ZM201 86V85H200ZM244 86V85H243ZM46 87V86H45ZM79 87V88H78ZM105 87H104V91H105ZM123 87V86H122ZM139 88H140V84H139V86H138ZM137 87V88H138ZM143 87H145V86H143ZM194 87V86H193ZM230 87V86H229ZM245 87V86H244ZM56 88V87H55ZM136 88V89H137ZM1 89V88H0ZM96 89V88H95ZM152 89H154V88H152ZM203 89H204V87H203ZM84 91L86 90L85 89V87H84V89H83ZM88 90H90V89H88ZM131 90H132V88H131ZM207 90V89H206ZM83 91V93L84 94H86V92H84ZM91 91H92V89H91ZM153 91V90H152ZM155 91V90H154ZM190 91V90H189ZM264 91V90H263ZM36 92H38V91H36ZM52 92V91H51ZM80 92H81V90H80ZM106 92V91H105ZM108 92H109V90H108ZM133 92V91H132ZM147 92H149V91H147ZM207 92V91H206ZM226 92H228V91H226ZM235 92H236V90H235ZM129 93H131V92H129ZM138 93V94H137ZM137 95L136 96H138L139 95V92L137 91ZM153 93V92H152ZM193 93V92H192ZM53 94V93H52ZM89 94V92L87 93V95ZM97 94V93H96ZM100 94V93H99ZM102 94H104V93H102ZM101 94V95H102ZM108 94H110V93H108ZM141 94H142V91H141ZM145 94V93H144ZM36 95H37V93H36ZM90 95V94H89ZM105 95V94H104ZM127 95H128V93H127ZM180 95V94H179ZM55 96V95H54ZM68 96H70V94L68 95ZM73 96V95H72ZM131 96V95H130ZM130 96H129V98H130ZM140 96V100L142 99V96L141 95H139ZM146 96H150L148 93H147V95ZM216 96V95H215ZM260 96V95H259ZM263 96V95H262ZM52 97V96H51ZM87 97H89V96H87ZM116 96H114V98H115ZM145 97V96H144ZM187 97H188V95H187ZM195 97V96H194ZM25 98V97H24ZM68 98V97H67ZM71 98V97H70ZM70 98H69V101H70ZM119 98V97H118ZM179 98V97H178ZM3 99V98H2ZM18 99H19V97H18ZM52 99H53V97H52ZM83 99V98H82ZM89 99V98H88ZM120 99V98H119ZM119 99H117L116 101L118 102V100ZM121 99H122V97H121ZM120 99V100H121ZM126 99H128V97L126 98ZM147 99V98H146ZM195 99H198L197 97L195 98ZM0 100H1V97H0ZM96 100V99H95ZM99 100H100V98H99ZM110 100V99H109ZM119 100V101H120ZM148 100H149V98H148ZM186 100V99H185ZM189 100V99H188ZM192 100V99H191ZM190 100V101H191ZM228 100V99H227ZM263 100H264V98H263ZM24 101H25V99H24ZM27 101H28V99H27ZM72 101H77V100H72ZM83 101V100H82ZM85 101V100H84ZM92 101V100H91ZM108 101V100H107ZM122 101V100H121ZM123 101H124V97H123ZM128 101H130L129 102V104L131 103V101L132 100H129L128 99ZM127 101V102H128ZM147 101V100H146ZM150 101V100H149ZM259 101V100H258ZM262 101V100H261ZM2 102L3 101H0V114H1V112H2V108H3V106H2ZM50 102V101H49ZM71 102V101H70ZM99 102V101H98ZM133 102V101H132ZM157 102V101H156ZM156 102H154V104L156 103ZM193 102V101H192ZM196 102H198V101H196ZM196 102H193L194 104H196ZM5 103V102H4ZM88 103V102H87ZM92 103H94L93 101H92ZM97 103V102H96ZM108 103L109 102H107V105H108ZM113 103V102H112ZM125 103V105H127L126 104V101L125 102H123V104ZM86 104V103H85ZM98 104H100V103H98ZM120 105L121 107H122V105H121V103H117V105ZM135 104H138L137 102L135 103ZM144 104H146L145 103V101H144ZM157 104H158V102H157ZM184 104V103H183ZM186 104V103H185ZM261 105H262V103H260ZM37 105H38V103H37ZM61 105V104H60ZM93 105V104H92ZM124 105V106H125ZM132 105V104H131ZM233 105V104H232ZM85 106V105H84ZM83 106V107H84ZM99 106V105H98ZM111 106H113V104H111ZM135 107H136V105H134ZM159 106V105H158ZM179 106V105H178ZM181 106H183V105H181ZM199 106V105H198ZM224 106V105H223ZM248 106V105H247ZM257 106V105H256ZM263 106V105H262ZM27 107V106H26ZM29 107V106H28ZM87 107H89V103H88V106ZM94 107H95V110L96 109H98V108H96V104L94 105ZM110 107V106H109ZM108 107V108H109ZM132 107V106H131ZM144 107V106H143ZM142 107V104H141V107L139 108V109H135L133 112H134V114H133V118H131V119H134L135 117H137V116H139V114H141V113H143V114H145V112L143 111L144 110V108ZM193 106H191V108H192ZM231 107V106H230ZM242 107V106H241ZM18 108V107H17ZM37 108H38V106H37ZM91 108H93V107H91V105H90V109ZM100 108H102V106L100 107ZM120 108V107H119ZM123 108V107H122ZM154 108V107H153ZM175 108H176V106H175ZM186 108V107H185ZM198 108V107H197ZM256 108V107H255ZM261 108V107H260ZM60 108H58V110H59ZM114 108H112V110H113ZM127 109H129V108H127ZM159 109V108H158ZM177 109V108H176ZM4 110V109H3ZM88 110H89V108H88ZM91 110H93L94 111V109H91ZM99 110V109H98ZM101 110V109H100ZM100 110H99V112H100ZM110 110V109H109ZM131 110H132V108H131ZM179 110V109H178ZM192 110H193V108H192ZM43 111H44V108H43ZM54 111V110H53ZM82 111V110H81ZM83 111H84V109H83ZM86 112H87V110H85ZM119 111V110H118ZM124 111H125V109H124ZM130 111V110H129ZM185 111H187L186 109H185ZM254 111H255V109H254ZM17 112H19V110L17 109ZM25 112H26V109H25ZM30 112V111H29ZM102 112H103V110H102ZM116 112H117V110H116ZM162 112V111H161ZM15 113V112H14ZM39 113V112H38ZM97 113H98V111H97ZM125 113V112H124ZM149 113V112H148ZM178 113V112H177ZM191 113V112H190ZM224 113V112H223ZM259 113V112H258ZM20 114V113H19ZM51 114H52V112H51ZM57 114V113H56ZM99 114V113H98ZM151 114V113H150ZM176 114V113H175ZM221 114V113H220ZM148 115V114H147ZM183 115V114H182ZM181 115V116H182ZM263 115V114H262ZM26 116V115H25ZM56 116V115H55ZM61 116H62V114H61ZM85 116V115H84ZM114 116V115H113ZM115 116L116 117H119L120 115L119 114H115ZM122 116H123V114H122ZM127 116V115H126ZM126 116H125V118H126ZM143 116V115H142ZM151 117H152V115H150ZM239 116V115H238ZM247 116V115H246ZM150 117V118H151ZM83 118V117H82ZM166 118V117H165ZM256 118V117H255ZM255 118H254V120H255ZM261 118V117H260ZM130 119V120H131ZM185 119V118H184ZM216 119H218V118H216ZM249 119V118H248ZM83 120V119H82ZM130 120H129V122H130ZM187 120V119H186ZM133 121V120H132ZM152 121H154V120H152ZM180 121V120H179ZM256 121V120H255ZM263 121V120H262ZM136 122V121H135ZM166 122H167V119H166ZM181 122V121H180ZM34 123H35V121H34ZM111 123V122H110ZM191 123V122H190ZM256 123V122H255ZM257 123H258V121H257ZM20 124V123H19ZM145 124L146 123H143V122H141V124H139L140 125V128L137 130V132L134 134L133 133V135H134V137H135V135H138V138H140V140H142L141 141V143H143V142H145V138H146V135H147V130H146V128H145ZM162 124V123H161ZM167 124V123H166ZM165 124V125H166ZM187 124V123H186ZM189 124V123H188ZM259 124H261V122L259 123ZM9 125V124H8ZM17 125H18V123H17ZM177 125V124H176ZM175 126V125H174ZM191 126V125H190ZM35 127V126H34ZM118 128V126H117V124H113V127H111V131H112V134H113V137H112V139H115V140H113V141H119V143H120V138L118 137V131H119V129H117ZM194 128V127H193ZM197 128V127H196ZM261 128V127H260ZM66 129V128H65ZM163 129V128H162ZM168 130H167V132L166 133H164V136H165V142H166V145H167V147H168V149L170 150V152H169V154L167 155V157L168 158H165V161H164V164H163V170H162V174H161V177H160V179H159V181H158V186L156 187L157 189H156V191L158 192V196H159V201H158V203H159V209H158V213H156L155 212V214H158V224L156 223V225H158V240H159V243H157L156 242V240H155V238L153 237V235H152V237H149L150 238V240H151V242H152V248H153V253L155 254V255H157V258L158 259H160V264H264V160H262V161H259V160H256V159H241V158H235V157H231V156H224L223 155V150H222V148L223 147H221V146H212V147H210L211 148V152L213 151V152H215V153H217V155H218V160H216V161H214L213 162V166H211L212 164H211V162H210V165L209 164H206V160L203 158V160H205L204 162V164L202 163V160L199 158L200 157V154H201V152H203L204 150H205V148H204V146L205 145H208V144H204V139L206 138V135L205 134H203L202 135V139H200L199 141H197V142H195L194 141V139L193 138H188V137H186V136H183V135H185L186 134V132L185 131H187V130H184V129H182V128H174V129H169V126H168V128H167ZM190 129V128H189ZM252 129H253V127H252ZM3 130H4V133H3ZM192 130V129H191ZM88 131V130H87ZM86 131V132H87ZM132 131V130H131ZM192 131H194V130H192ZM246 131V130H245ZM44 132V131H43ZM74 132H76V131H74ZM96 132V131H95ZM215 132V131H214ZM13 133H15V132H9L8 131V129H5L4 127H3V120H2V115L0 116V141L1 140H3V138H5L6 136H8V135H10V134H13ZM91 133V132H90ZM262 133H264V132H262ZM92 134H93V132L91 133V136H92ZM187 134H190V133H188L187 132ZM251 134V133H250ZM35 135H37V134H35ZM193 135V134H192ZM253 135H255L256 136V133L255 134H253ZM96 135H94L93 137H95ZM101 136V135H100ZM162 136V135H161ZM210 136V135H209ZM22 137V136H21ZM85 137H87V136H85ZM116 137H118V139H116ZM260 137V136H259ZM15 138H17V137H15ZM23 138V137H22ZM38 138V137H37ZM41 138V137H40ZM84 138V137H83ZM137 137H135V139H136ZM261 138V137H260ZM50 139V138H49ZM102 139H103V137H102ZM125 139V138H124ZM123 139V140H124ZM148 139H149V137H148ZM148 139H146V140H148ZM257 139H259V138H256V140ZM29 140V139H28ZM84 140V139H83ZM86 140V139H85ZM89 140V139H88ZM122 140V139H121ZM163 140V139H162ZM93 141V140H92ZM98 141V140H97ZM97 141H96V144H97ZM100 141H101V138H100ZM112 141V140H111ZM133 141H134V139H133V137L131 138V137H129L127 140H126V142H125V144L126 143H128V142H132L131 144L132 145H134V143H133ZM259 142H260V140H258ZM262 141H263V139H262ZM15 142V141H14ZM29 142V141H28ZM55 142V141H54ZM99 142V141H98ZM163 142V141H162ZM22 143H23V141H22ZM27 143V140L25 139V144ZM33 143V142H32ZM95 143V142H94ZM107 143H108V140H107ZM113 143V142H112ZM118 143V144H119ZM124 143V142H123ZM122 143V141H121V144H123ZM137 143H138V141H137ZM136 143V144H137ZM147 143V142H146ZM24 144V143H23ZM44 144V143H43ZM87 144H88V142H87ZM120 144V145H121ZM136 144H135V146H136ZM92 145H95V144H92ZM144 145V144H143ZM158 145V144H157ZM162 145V144H161ZM262 145V144H261ZM10 146H11V144H10ZM33 146V145H32ZM61 146V145H60ZM88 146V145H87ZM90 146V145H89ZM110 146V145H109ZM137 146H138V148H139V150H140V152H142V147L143 146H141V145H138L137 144ZM162 146H164V145H162ZM82 147V146H81ZM85 147V146H84ZM94 147V146H93ZM93 147H91V148H93ZM114 147H116L115 145H114ZM127 147H128V145H127ZM132 147V146H131ZM146 147V146H145ZM262 147H264V146H262ZM34 148V147H33ZM96 148V147H95ZM122 148V147H121ZM159 148H160V151H161V147L159 146ZM165 148V147H164ZM207 148V147H206ZM87 149V148H86ZM90 149V148H89ZM88 149V151H90ZM114 149V148H113ZM117 149V148H116ZM252 149H254V147L252 148ZM12 150V149H11ZM93 150V149H92ZM92 150H91V152H92ZM115 150V149H114ZM136 150V149H135ZM157 150V149H156ZM155 150V151H156ZM2 151V150H1ZM14 151V150H13ZM160 151H158V153L160 152ZM93 152H94V150H93ZM92 152V153H93ZM35 153V152H34ZM98 153H99V151H98ZM158 153H156V154H158ZM214 153V154H215ZM262 153V152H261ZM28 154V153H27ZM30 154V153H29ZM28 154V155H29ZM164 154V153H163ZM260 154V153H259ZM23 155V154H22ZM34 154H32V156H33ZM86 155V154H85ZM90 155V154H89ZM89 155H87V157L89 156ZM93 155V154H92ZM129 155V154H128ZM161 155H162V153H161ZM262 155V154H261ZM91 156V155H90ZM211 156V155H210ZM15 157V156H14ZM26 156H22V158L24 159ZM84 157H86V156H84ZM95 157H96V154H95ZM94 157V158H95ZM101 157V156H100ZM150 157V156H149ZM161 157H163V156H161ZM215 157H217V156H215ZM247 157H249V156H247ZM29 158V157H28ZM33 158V157H32ZM89 158V157H88ZM88 158H87V160H88ZM208 158V157H207ZM84 159V158H83ZM86 159V158H85ZM85 159L83 160V162H85V164H86V162L87 161H85ZM122 159L123 158H121V161H122ZM159 159H161L160 157H159ZM16 161H17V158L15 159ZM29 160V159H28ZM31 160V159H30ZM28 161V162H32V161ZM90 160H91V157H90ZM147 160V159H146ZM149 160V159H148ZM163 160V159H162ZM208 160H210V159H208ZM207 160V161H208ZM93 161V160H92ZM92 161H90V162H92ZM94 161H95V159H94ZM124 161V160H123ZM126 161H128V160H126ZM1 162H3L2 160H1ZM80 162H81V160H80ZM96 162V161H95ZM163 162V161H162ZM19 163V162H18ZM44 163V162H43ZM88 163V162H87ZM108 163V162H107ZM115 163V162H114ZM208 163V162H207ZM5 164V163H4ZM4 164H3V166H4ZM25 164V165H24ZM31 164H34L33 162L31 163ZM38 164V163H37ZM65 164V163H64ZM96 164L97 163H95L94 165L96 166ZM128 164V163H127ZM159 164V163H158ZM161 164V163H160ZM6 165V164H5ZM15 166H13L15 169L14 170H21V169H23V167H25V168H29V166L26 164V162L24 163V161H23V164H21V162L19 163V164H14ZM44 165V164H43ZM42 165V166H43ZM126 165V164H125ZM64 166V165H63ZM110 166V165H109ZM122 166V165H121ZM161 166V165H160ZM45 167V166H44ZM117 167V166H116ZM130 167V166H129ZM32 168V167H31ZM93 168H96V167H94L93 166ZM97 168H98V166H97ZM102 168V167H101ZM11 169V168H10ZM100 169V168H99ZM98 169V170H99ZM121 169V168H120ZM129 169V168H128ZM128 169H127V172H128ZM131 169V168H130ZM134 169V168H133ZM16 170V171H17ZM101 170V169H100ZM122 170V169H121ZM143 170V169H142ZM15 171V172H16ZM133 171V170H132ZM131 171V172H132ZM22 173V172H21ZM25 173V172H24ZM74 173V172H73ZM93 173H95L94 171H93ZM96 173H98V172H96ZM122 173H123V170H122ZM0 174H2L3 175V172L1 173L0 172ZM19 174H20V172H19ZM23 174V173H22ZM101 174H102V171H101ZM100 174V175H101ZM103 174L105 175V173H104V169H103ZM128 174V173H127ZM24 175H27V174H24ZM95 175H97V174H95ZM94 175V176H95ZM112 175H114V173L112 174ZM129 175V174H128ZM11 176V175H10ZM77 176V175H76ZM98 176V175H97ZM126 176V175H125ZM132 176V175H131ZM133 178H134V176H132ZM79 178V180L81 179L80 177H78ZM129 178H131L130 177V175H129ZM47 179V178H46ZM137 179V178H136ZM83 180V179H82ZM131 180V179H130ZM117 181V180H116ZM4 183V181L3 180H0V183ZM80 182V181H79ZM105 183H106V181H104ZM156 182V181H155ZM6 183V182H5ZM24 183V182H23ZM107 183H108V186H110L109 185V182L107 181ZM113 183H114V181H113ZM157 183V182H156ZM0 185H2V184H0ZM5 185H7V184H5ZM123 185V184H122ZM92 186V185H91ZM146 186H148V185H146ZM82 187H84V186H82ZM111 187V186H110ZM93 188V187H92ZM112 188V187H111ZM138 188V187H137ZM9 189V188H8ZM13 189V188H12ZM113 189V188H112ZM94 190V189H93ZM93 190L91 191V192H93ZM101 190V189H100ZM140 191V190H139ZM86 192V191H85ZM88 194H89V192H88ZM106 194V193H105ZM95 195V194H94ZM143 198H145V197H143ZM97 199V198H96ZM201 201H203L204 203H205V205H202V206H200V205H198V202H201ZM201 204V203H200ZM104 206V205H103ZM154 207H155V205H154ZM89 209V208H88ZM154 209V208H153ZM90 214V213H89ZM153 214H154V211H153ZM151 217H152V215H151ZM153 219V218H152ZM88 220V219H87ZM94 222V221H93ZM157 222V221H156ZM72 224V223H71ZM74 224V223H73ZM153 224H154V222H153ZM97 230V229H96ZM140 232V231H139ZM73 233V232H72ZM151 233H152V231H151ZM78 234V233H77ZM146 235V234H145ZM145 237V236H144ZM77 238V237H76ZM81 240V239H80ZM139 240V239H138ZM81 242V241H80ZM60 246V245H59ZM39 247V246H38ZM68 247V246H67ZM145 248V247H144ZM49 249V248H48ZM76 249V248H75ZM140 249V248H139ZM60 250V249H59ZM43 251V250H42ZM69 251V250H68ZM138 251V250H137ZM55 252H57V250L55 251ZM81 252V251H80ZM141 252H142V249H141ZM42 253H45V252H42ZM46 254V253H45ZM58 254V253H57ZM44 255V254H43ZM49 255H50V251H49ZM48 255V256H49ZM52 257V256H51ZM73 258V257H72ZM85 258V257H84ZM69 259V258H68ZM137 260V259H136ZM153 263V262H152Z\"/></svg>",
    "mask_w": 264,
    "mask_h": 264
}]
</instances>
